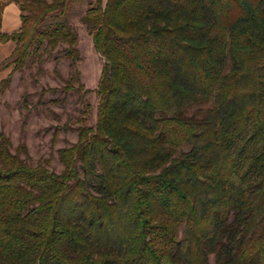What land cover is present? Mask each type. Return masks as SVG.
Returning <instances> with one entry per match:
<instances>
[{
  "label": "trees",
  "instance_id": "trees-1",
  "mask_svg": "<svg viewBox=\"0 0 264 264\" xmlns=\"http://www.w3.org/2000/svg\"><path fill=\"white\" fill-rule=\"evenodd\" d=\"M72 1L0 0L16 43L0 93L67 44L64 90L99 98L60 173L0 131V264H264V0H88L95 90Z\"/></svg>",
  "mask_w": 264,
  "mask_h": 264
},
{
  "label": "rangeland",
  "instance_id": "rangeland-1",
  "mask_svg": "<svg viewBox=\"0 0 264 264\" xmlns=\"http://www.w3.org/2000/svg\"><path fill=\"white\" fill-rule=\"evenodd\" d=\"M88 8V0H73L67 18L79 33L81 81L86 88L95 90L105 59L95 50L92 35L83 21ZM15 45L14 42L0 43V66L12 54ZM66 47L67 44H60L51 53H43L41 60H30L23 71L14 74L11 86L0 93V131L10 137L12 151L17 152L18 146L26 143L28 157L22 153L23 158L31 164L48 159L49 168L58 173L64 169L58 150L77 141L80 125L96 123L99 102L94 91L64 90L71 72ZM11 70L12 67H0V83ZM44 88L49 91L41 97ZM27 98L28 105H25ZM210 263L215 264L214 255L210 256Z\"/></svg>",
  "mask_w": 264,
  "mask_h": 264
},
{
  "label": "crops",
  "instance_id": "crops-1",
  "mask_svg": "<svg viewBox=\"0 0 264 264\" xmlns=\"http://www.w3.org/2000/svg\"><path fill=\"white\" fill-rule=\"evenodd\" d=\"M21 24H22L21 10L19 5L15 2L8 3L5 6L3 13L2 31L5 32L4 29L8 28V31H6V33H11L13 31L18 30L21 27ZM11 42L13 41H9L7 43H11Z\"/></svg>",
  "mask_w": 264,
  "mask_h": 264
}]
</instances>
